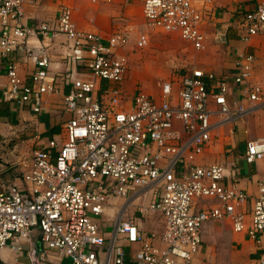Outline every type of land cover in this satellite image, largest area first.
I'll use <instances>...</instances> for the list:
<instances>
[{
  "label": "built area",
  "instance_id": "obj_1",
  "mask_svg": "<svg viewBox=\"0 0 264 264\" xmlns=\"http://www.w3.org/2000/svg\"><path fill=\"white\" fill-rule=\"evenodd\" d=\"M25 2L0 0V57L8 59L1 99L38 116L45 96L65 87L60 115L67 118L60 133L18 162V182L0 184V249L20 254L28 246L30 264H191L202 247L203 226L228 221L261 250L254 264H264V179L250 197L225 168L196 161L215 132L264 105L261 86L252 82L254 56L240 55L230 79L191 66L161 80L156 97L136 85L129 93L123 89L128 63L122 51L130 27L107 36L82 32L70 8L61 6L52 27L30 28L23 23ZM212 2L141 0L146 30L138 31L135 48L145 49L148 30H158L203 50ZM242 27L245 43L264 37V0L245 14ZM57 34L67 42L66 57L86 70L87 79L52 73L43 53L31 55L29 38ZM19 52L34 64L25 76L12 58ZM231 86L244 103L229 101ZM242 157L264 167V138L247 141ZM149 213L158 220V233L143 230L135 217ZM35 231L40 252L31 248Z\"/></svg>",
  "mask_w": 264,
  "mask_h": 264
},
{
  "label": "crops",
  "instance_id": "obj_2",
  "mask_svg": "<svg viewBox=\"0 0 264 264\" xmlns=\"http://www.w3.org/2000/svg\"><path fill=\"white\" fill-rule=\"evenodd\" d=\"M212 1V10L203 28L205 46L203 50L196 51L197 54L194 56L192 64L205 73H212L218 79H230L236 73L239 56L252 54L255 58L252 82L261 86L264 96V37H253L247 43L241 40L245 34L242 27L245 14L261 0ZM61 6L70 8L72 21L77 30L102 36H107L124 27H131L127 24L131 10L135 11L137 8L140 10V16L142 14L141 0H112L109 3L101 4H93L90 0H26L23 5V23L30 28L42 23L52 27ZM218 28L225 29V43L218 42ZM138 31L135 34L132 32L135 36L134 47ZM27 47L32 51V56H39L41 52L48 58L49 70L52 73L71 72L73 79H87L89 77L84 68L71 64L66 57L69 50L62 35L57 34L50 40L43 39L41 36L31 37L27 41ZM12 58L21 76L33 71L32 59L24 52L15 53ZM7 60V58L0 57V138H8L10 131L14 130L16 133L20 128L27 127L28 131L33 134L32 143L37 146L61 132V119L67 118L60 115L62 112V92H64L65 87H61L60 92L56 95L45 96V105L47 106H45V111L38 116H34L28 110L20 109L1 99V91L7 85V78L4 73ZM128 73L129 65L123 89L130 93L136 83L135 81L130 82V80L127 82ZM168 79H170V76ZM231 88L229 101L244 103L237 88L232 86ZM35 136H40V141L36 142ZM213 136L203 154L198 156L196 161L202 165L222 166L227 173L233 175L232 180L239 189L246 192L250 197L255 196L258 183L264 179V167L261 162L247 164L242 156L247 141L264 138V105L236 124L215 132ZM5 150L3 152L9 153L7 149ZM11 153L15 154V149ZM30 154L24 158L17 157V164L19 161L29 158ZM19 175L20 168L15 170L0 166V184L16 183ZM230 182L231 179L228 183ZM132 210L133 208H130V211ZM140 218L138 219L140 220ZM152 231L158 233L160 228ZM201 238V250L194 257L191 264H206V253L209 254V252L221 251L230 264H254L261 254L257 244L248 237L246 232H233L228 221L205 224L201 231ZM205 238L210 240V247L205 245ZM31 240V248L36 252H40V236L37 231L32 234ZM262 240L264 241V234H262ZM27 248L28 246L20 254L9 248L0 249V264H30ZM124 250L128 257L129 249L124 248ZM38 264H67V262L65 260H51V263L45 261Z\"/></svg>",
  "mask_w": 264,
  "mask_h": 264
},
{
  "label": "rangeland",
  "instance_id": "obj_3",
  "mask_svg": "<svg viewBox=\"0 0 264 264\" xmlns=\"http://www.w3.org/2000/svg\"><path fill=\"white\" fill-rule=\"evenodd\" d=\"M128 21L127 24L131 26L130 30L134 34L138 30H146L143 27L142 14L140 16V10L137 8L135 11L131 10ZM134 34H129L127 49L123 51L129 65L127 82L129 80L130 82L135 81L136 86H140L145 93L156 97L158 94V83L161 79H168L173 73L182 72L194 66L192 60L197 52L176 37L169 36L158 30H148V46L145 49L137 50L134 47ZM14 133V130L10 131L8 138H0V160L4 163L3 165L7 163L9 169L16 170V168L19 169L17 157H27L35 147V144L32 143L33 134L28 131L27 127L20 128ZM3 148L7 149L9 153L3 152V150L6 151ZM14 149L15 154L11 153ZM135 217L139 218L138 215H135ZM139 221L141 228L147 232L159 228L158 220L151 213L145 214V217L140 218ZM204 242L207 247L211 246L210 240L205 238ZM205 262L206 264H230L221 251L206 253Z\"/></svg>",
  "mask_w": 264,
  "mask_h": 264
},
{
  "label": "water",
  "instance_id": "obj_4",
  "mask_svg": "<svg viewBox=\"0 0 264 264\" xmlns=\"http://www.w3.org/2000/svg\"><path fill=\"white\" fill-rule=\"evenodd\" d=\"M217 35L219 37L218 42L225 43V29L224 28H218ZM3 164L4 163L0 160V165L1 166H3V167H7L8 166L7 163H5V165H3Z\"/></svg>",
  "mask_w": 264,
  "mask_h": 264
}]
</instances>
